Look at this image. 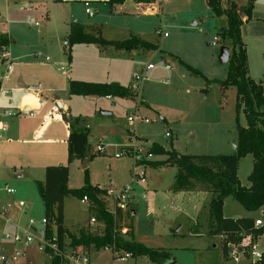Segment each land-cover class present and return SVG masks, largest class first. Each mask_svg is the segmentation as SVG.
<instances>
[{
	"label": "rangeland",
	"instance_id": "rangeland-1",
	"mask_svg": "<svg viewBox=\"0 0 264 264\" xmlns=\"http://www.w3.org/2000/svg\"><path fill=\"white\" fill-rule=\"evenodd\" d=\"M70 1L53 5V14L56 15L53 30L42 34L40 27L31 26L26 21L28 16L40 17L32 9H25L30 5V0H0V29L10 28L18 48L25 51L21 47L30 44L27 52L32 50L39 53L37 56L33 53V57L25 61L34 58L43 61L49 56L56 63V73V68L61 65H64L66 71L70 70L64 50L57 46L59 39L51 35L61 32L58 27L64 26V21H69L71 13L78 16L85 25L98 24L101 35L107 39L122 41L129 38L130 34L140 35L158 45L153 50L100 46L101 52H97V46H93L94 54L88 57L81 54L74 62V75L78 71H84L85 75L104 82L114 79L112 72L117 69L124 85L128 83L131 74L145 76L135 98L81 97L87 100L85 102L77 97V105L74 107L82 113V120L92 125L96 135L89 136L94 157L86 167L88 181L92 185L118 189L127 184H137L133 183L134 174L144 164L136 165L133 155L122 153V149L137 142L147 145L148 139L169 146L174 141L180 152L188 154H230L235 151L237 89L235 86L222 87L219 82L227 76L228 63H222L219 59V41L215 45L211 44L218 37L217 33L226 24V20L217 17L206 0H156L157 9L151 15L138 13L132 6L121 13H113L108 3L99 5L96 12V6L92 4L90 7L95 12L94 17L85 14L83 4ZM254 5V12L252 10L249 20L243 23L241 33L247 46L249 75L264 85V0H256ZM42 12L43 7L39 10L40 15ZM163 32L168 35L165 36ZM159 47L162 48L161 51ZM9 49L12 51L10 46ZM170 49L203 75L187 69L171 54L173 52ZM60 58L63 60H59ZM149 64H153L155 73L148 71ZM166 65L171 67L170 70L165 69ZM29 68V72H41L36 64ZM136 110L150 122L138 120L131 123L129 118ZM161 114L166 115L170 122L161 119ZM239 123L246 124L242 112ZM167 132L172 135L167 136ZM128 134L133 138L132 142ZM96 137H102L105 153L97 150ZM251 158L249 155L239 162V177L245 185L249 184L247 176L252 169ZM65 164L70 168L71 188L84 186L86 168L83 167L82 160H66ZM146 171L147 182L136 186L131 202L136 211L126 217V223L132 226L135 239L149 247L169 250L172 260L177 264H238L226 256L227 259H224V236L209 234L211 193L205 190L204 194L173 191L177 173L175 166L162 168L147 164ZM12 175L13 171H9L8 176ZM6 177L0 179V191L5 193V187L9 186L16 192L13 196L7 195L9 198L4 202L0 196V203L23 200L28 208L22 211L21 208L14 207L8 212V228L5 231L3 229V232L1 230L0 234V242L5 243L7 248L0 251V254L10 257L15 249H19L25 255L9 264H50L51 257L38 250L36 240L23 249L5 238L4 232L15 233L18 226L26 227L31 218L41 220L46 217L45 206L34 180L20 183L17 182L19 179L8 181L5 180ZM4 180L8 184H1ZM64 205L65 224L72 231L76 226L88 223L94 215L89 205L81 202L78 197H66ZM248 214L233 197L225 199L224 216L236 218ZM251 214L264 224V206ZM4 220L6 221L5 216ZM52 227L54 232L55 224ZM31 231L37 236L35 229ZM254 243L259 250H264V234ZM89 255L95 264H159L146 255L131 256L126 261H121L115 259L111 250H97L95 247H91ZM0 264L6 263L0 261ZM239 264L251 263L244 259Z\"/></svg>",
	"mask_w": 264,
	"mask_h": 264
},
{
	"label": "trees",
	"instance_id": "trees-1",
	"mask_svg": "<svg viewBox=\"0 0 264 264\" xmlns=\"http://www.w3.org/2000/svg\"><path fill=\"white\" fill-rule=\"evenodd\" d=\"M61 2L63 0H55ZM127 0H108L111 6L122 4ZM142 4H151L156 0H133ZM256 0H248L243 7L234 0H206L209 8L217 17H223L226 24L218 31L219 43L230 47L227 76L219 81L222 86H235L237 89V143L233 153L225 154H181L174 149H166L161 144L153 142L149 151L154 155H166L165 159L149 160L151 166H175L177 173L173 184V191H208L211 193L209 205L210 230L209 234L224 236V254H228V242L240 244L245 238L251 243L264 234V224L255 225L251 216L227 218L224 216V202L229 196L236 199L247 211L253 212L264 206V85L255 81L249 75L246 44L243 41L241 27L251 17ZM243 11V17L240 11ZM247 17L244 20V17ZM68 54L71 57V47L76 43L96 44L98 46H115L120 49H157L158 45L138 35H131L123 41L105 39L100 29L81 23H73L68 35ZM10 39L6 35L0 37V46L9 45ZM191 72L203 75L201 71L180 60ZM1 87V81H0ZM71 95L132 97L138 92L130 85L125 86L117 82H87L71 80L69 85ZM243 113L246 124L239 123V115ZM69 121V120H68ZM79 118H73L71 130L67 140L69 162L83 160L91 153L89 130L81 127ZM251 154L253 168L248 176L250 185H243L238 176L239 162L244 156ZM80 188L69 186V165H51L46 168V177L37 181V187L42 197L45 214L48 219L47 234L56 235L59 245L66 243L73 248L88 251L91 247L97 250L110 248L114 251L129 252L132 256L146 255L159 264H169L172 255L169 250L156 249L137 241L132 233L123 234L121 223L124 214L118 211L115 215L110 212L102 199L104 189L92 185L88 181ZM87 195L95 204L90 207L94 216L103 228H94L89 223L79 225L77 232H71L64 226V201L68 196L82 198ZM52 224L56 230L53 232ZM66 238H69L67 241ZM59 257L51 258L50 264H59ZM257 264H264V256Z\"/></svg>",
	"mask_w": 264,
	"mask_h": 264
},
{
	"label": "crops",
	"instance_id": "crops-1",
	"mask_svg": "<svg viewBox=\"0 0 264 264\" xmlns=\"http://www.w3.org/2000/svg\"><path fill=\"white\" fill-rule=\"evenodd\" d=\"M86 1L90 2V6L92 4L96 6V12L99 8V5H105L108 3V0H73V2L75 3H80L84 5L85 14H87L86 12L87 7L85 5ZM234 1L239 5V7L245 6L248 2L247 0L246 2L241 1V0H234ZM69 2L71 1L63 0L61 2H57L55 0H42V1L41 0H30V5H28V7L25 9L26 10L32 9V11L38 13V16H40L39 18L32 17V16L31 17L40 21V25L36 27H40L41 28V29L39 28L40 32L43 34V33H48L53 30V25H54L55 18H56V15L53 14V10H52L53 5L64 4V3H69ZM155 4H156V1L151 4H142V3L135 2L133 0H127L122 4H116L114 6H111L110 4L109 5L113 13H121L125 11L126 9L129 10L130 6H132L135 8L136 12L138 11V13H142L143 15H148V14L151 15V14H154V11H156L157 9L156 7L157 4L156 5ZM255 5L253 7V12L255 9ZM42 7H43V12L40 15L39 10ZM94 16L95 14L89 17H94ZM69 18H70L69 21H64L65 22L64 26L58 27L61 29L60 33L58 34L53 33L51 35V36H56L57 39H59L57 46H60L64 50V54L68 60L67 66H68V69L70 70V71L68 70L66 71V68H64V65H61L56 68L58 70V73H56L54 70V66L56 63H53L49 56H46L43 61L35 60V58L32 60L25 61V59L27 58H32L33 53L35 56H37L39 53H37V51L33 52L32 50L27 52V46L30 44H26V43H23V44H26L25 47L24 46L21 47L25 51L18 48L17 40L13 38L14 35L11 34L10 28L0 29V37L2 35H6L10 39L9 46L11 47L12 51L10 52L13 58V69L9 72L7 78L2 80L1 87H0V179L3 176H7L5 180H8V181L10 180L14 181L15 179H19L17 180V182L21 183L23 181L28 182V181L34 180L33 182L36 183L37 181H43L45 179L46 168L48 166L61 165V164H65L66 160L69 161L67 140L70 134L71 122L73 118H76V117L79 118L80 126L87 128L89 130L90 132L89 136L95 135L93 133L94 131H93L92 125L90 123H85L82 120L83 119L82 113L77 111L74 107V105L75 106L77 105L76 104V102L78 101L77 97H80V99L84 100V98H88V97L91 98L92 96L71 95L69 92V85H70L71 80H80V81H87V82H104V81H100L98 79H94L93 77H89L85 75L84 71H78V73L74 75V62L76 58L78 59V57L81 54H84L87 57L94 54V51H92L93 46H97V49H96L97 52L99 51L101 52V49H100V46L96 44L77 43L71 47V51H70L71 57H69L67 38L70 32L71 24L73 23L84 24L83 21H80L81 19L78 16H76L74 13H71ZM246 19L247 17L245 16L244 20ZM195 24L196 23H193V25ZM89 26L99 27L98 24L89 25ZM241 30H242V27H241ZM159 31L160 30H158V32ZM100 32H101V29H100ZM160 33L162 32L160 31ZM164 33L166 32H163V34ZM107 40L119 41V40H113V39H107ZM159 50L161 51L162 48L159 47ZM170 50L171 52H173L172 49ZM171 54H173L176 57V59L179 60V62L180 60H182L185 63H187L177 53L173 52ZM59 60H63V58H60ZM84 62H87V60ZM34 64L38 65V67L41 70L40 73L29 72V69H30L29 67ZM166 66H164L165 69L170 70L171 67L166 68ZM248 68H249V62H248ZM149 69L150 70L148 69L147 70L152 71V73H155L154 67L149 68ZM112 75L115 78L109 80L108 82L113 81V82L122 84L121 83L122 81L119 79L120 77L119 69L113 70ZM131 76L132 74L129 76L128 83L125 86L130 85L129 82H130ZM60 95H62L63 98ZM81 97H84V98H81ZM105 97L112 98V99L114 98V97H109V96H105ZM84 101L87 102V100H84ZM149 107H151V105H149ZM19 108H23V110ZM8 109L12 110V112L16 111L17 113L13 112L12 115H7L5 114L4 111ZM104 112L105 111H103V113ZM161 116H162L161 119L165 120L167 123L170 122L166 115L161 114ZM128 136H129L130 141L132 142L133 138L131 137L130 134H128ZM96 139H97L96 146H98L99 143L104 144L102 142L103 141L102 137H96ZM153 142H156V141H151L150 139H148L147 145L141 144V143L140 145H143L149 148ZM157 143L161 144L166 149H174L181 154H188V152L187 153L180 152L178 148L176 147V145L174 144V141L171 142V146L164 145L160 142H157ZM236 143H237V138H236V142H234V148H236ZM249 155L251 154H248L244 156L243 158H241L240 163L242 162L243 159H245ZM166 157H167L166 155H155L153 160L165 159ZM90 160H91V157H90ZM251 162H252V168H253V157L251 158ZM166 166L168 165H164L161 167L163 168ZM170 167H173V166H170ZM9 171H13L12 177L8 176ZM238 176H239V168H238ZM248 176H247V179H248ZM69 178H70V168H69ZM5 180L4 182H1V184L3 183L8 184V181H5ZM146 182L135 184L134 191L136 189V186H142L141 184H146ZM249 185H250V182L247 186ZM69 186L71 187L70 183H69ZM179 192L204 194V191H198V192L179 191ZM7 195L8 194L6 192L4 193L0 191V196H1V199L3 200L2 202H4L5 199L9 198V196ZM63 210H64V226L69 229V227L65 224V218H66L65 205H64ZM135 211H136L135 206H131L130 204V212H123L124 219H123V222L121 223L122 225L128 226L129 232L132 234L134 233L132 226L126 223V217L127 215H130V216L133 215ZM253 212L248 211L249 214L245 216H251L255 220L259 219L258 217H254L251 214ZM245 216H242V217H245ZM236 218H239V217H236ZM7 228H8V225L6 221L4 220V218L0 217V234H1V230L3 232V229L5 231ZM78 228L79 227L76 226L75 230L73 231L70 229L69 230L71 232H77ZM94 228H103V225L98 224L94 226ZM129 232H127V234ZM258 238L255 241H257ZM66 240L68 241L69 238H66ZM6 248H7V245L3 242H0V251H4ZM90 249L88 250V252L90 251ZM225 256L231 259L229 257V249H228L227 255L223 254L224 259H227ZM242 261L243 260H240L237 263L239 264ZM6 264H9V263H6Z\"/></svg>",
	"mask_w": 264,
	"mask_h": 264
},
{
	"label": "built area",
	"instance_id": "built-area-1",
	"mask_svg": "<svg viewBox=\"0 0 264 264\" xmlns=\"http://www.w3.org/2000/svg\"><path fill=\"white\" fill-rule=\"evenodd\" d=\"M86 12L89 16H93L95 12L90 8V2L86 1ZM27 22L31 26H39L40 21L28 16ZM160 33V31H159ZM164 35H168L164 33ZM219 41L218 37H215L212 45H215ZM148 68H153V64H149ZM166 68H170L169 65ZM13 69V58L11 56V52L9 49V45H1L0 46V81L2 82L3 79L7 78L9 72ZM145 79L144 75L136 73L133 75L130 87L132 90L140 92L142 81ZM5 114L12 115V110H5ZM130 122L135 123L138 120H143L145 122H150L149 119L142 117L139 115L138 111L136 110L130 116ZM167 136H171L170 132H167ZM97 150L100 153H105L106 148L105 145L99 143L97 146ZM122 153H127L133 155L136 161V165L144 164L139 171H136L133 178V183H145L147 181V161L152 160L154 158V154L149 151V148L140 145L138 143H134L133 145H129L122 150ZM5 192L13 196L15 194V189L9 186L5 187ZM134 198V185L127 184L121 188H108L104 190L102 195V199L105 202L107 209L117 214L118 211L123 212H130V204ZM81 202L87 203L89 207H94L95 204L93 201L87 196L84 195L81 198ZM19 207L22 211L28 208V205L23 201H9L4 204L0 203V216L4 218L6 217V222L8 223L10 220L8 219L7 215L8 212L14 208ZM48 219L47 217L42 218L41 220H36L31 218L28 221L26 227L18 226V230L15 233H7L5 232L4 236L6 239L11 240L14 242L16 247H23L25 249L29 246L34 240L37 241V247L39 251H42L48 254L51 258L59 257L60 262L59 264H95L89 252L83 250L81 248H73L69 246L67 243L61 247L59 245L58 237L56 234L49 236L47 234V226H48ZM89 224L91 226L98 225L97 218L92 215L89 219ZM256 226L263 225L261 219H257L255 221ZM35 229L37 231V236L31 231ZM121 232L123 234H127L129 232V228L126 225L121 226ZM229 247V257L233 259L235 262H239L240 260H250L251 264H257L264 256V251L259 250L256 243H251L249 238H245L240 244L228 242ZM113 252L112 249L107 248ZM24 251H20L19 249H15L13 254L8 257L4 254H0V261L5 263H10L11 261H16L19 257L24 256ZM113 255L115 259L126 261L129 257H131V253L129 252H121V251H114ZM111 264V263H105Z\"/></svg>",
	"mask_w": 264,
	"mask_h": 264
},
{
	"label": "water",
	"instance_id": "water-1",
	"mask_svg": "<svg viewBox=\"0 0 264 264\" xmlns=\"http://www.w3.org/2000/svg\"><path fill=\"white\" fill-rule=\"evenodd\" d=\"M240 15L243 17V11H240ZM230 58V47L227 45H222L220 47V53H219V59L222 63H228ZM104 113H108V112H104ZM89 161H90V155H87V157H85L83 159V167L86 168L89 165ZM169 264H177V262L175 260H172Z\"/></svg>",
	"mask_w": 264,
	"mask_h": 264
}]
</instances>
